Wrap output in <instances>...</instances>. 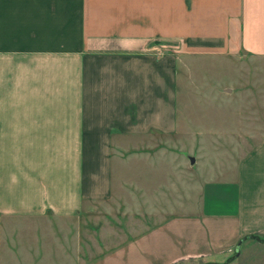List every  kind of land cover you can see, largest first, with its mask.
I'll return each mask as SVG.
<instances>
[{
  "label": "crops",
  "instance_id": "0c3cea01",
  "mask_svg": "<svg viewBox=\"0 0 264 264\" xmlns=\"http://www.w3.org/2000/svg\"><path fill=\"white\" fill-rule=\"evenodd\" d=\"M236 44L264 58V0H0V264H56L51 219L113 186L172 185L180 86ZM211 172L87 264L219 261L264 239V136Z\"/></svg>",
  "mask_w": 264,
  "mask_h": 264
},
{
  "label": "rangeland",
  "instance_id": "374dc122",
  "mask_svg": "<svg viewBox=\"0 0 264 264\" xmlns=\"http://www.w3.org/2000/svg\"><path fill=\"white\" fill-rule=\"evenodd\" d=\"M233 54V63L205 62L199 73L191 74L192 88L180 86L183 131L172 136V185L113 186L104 202H92L84 214L54 216L49 223L54 263L93 262L162 220L163 208L183 212L184 203H195L199 185L213 169H226L264 136V58L237 44ZM174 264H264V239L247 241L219 261L188 258Z\"/></svg>",
  "mask_w": 264,
  "mask_h": 264
}]
</instances>
